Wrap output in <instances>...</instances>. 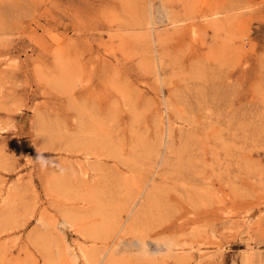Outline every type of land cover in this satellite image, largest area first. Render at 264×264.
Returning a JSON list of instances; mask_svg holds the SVG:
<instances>
[{"label": "rangeland", "instance_id": "374dc122", "mask_svg": "<svg viewBox=\"0 0 264 264\" xmlns=\"http://www.w3.org/2000/svg\"><path fill=\"white\" fill-rule=\"evenodd\" d=\"M0 264H264V0H0Z\"/></svg>", "mask_w": 264, "mask_h": 264}]
</instances>
